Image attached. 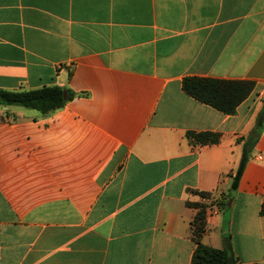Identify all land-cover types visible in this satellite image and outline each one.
<instances>
[{
	"label": "crops",
	"instance_id": "obj_1",
	"mask_svg": "<svg viewBox=\"0 0 264 264\" xmlns=\"http://www.w3.org/2000/svg\"><path fill=\"white\" fill-rule=\"evenodd\" d=\"M187 77L255 88L226 115ZM44 86L76 96L0 106V264H191V190L201 243L264 264V0H0V90Z\"/></svg>",
	"mask_w": 264,
	"mask_h": 264
},
{
	"label": "trees",
	"instance_id": "obj_2",
	"mask_svg": "<svg viewBox=\"0 0 264 264\" xmlns=\"http://www.w3.org/2000/svg\"><path fill=\"white\" fill-rule=\"evenodd\" d=\"M254 88L255 83L246 80L187 77L183 81V90L186 94L226 115L235 114L237 108L251 95ZM75 96L76 94L71 90L60 86H44L29 91L0 90V106H19L47 115L63 108ZM254 134L258 133L253 131L252 136L243 147L241 163L233 177L231 190L237 189L254 147L255 142L252 140ZM187 138L192 145L209 146L218 144L221 135L213 132H189ZM189 192L203 200L202 202H187L189 207L197 210L191 223L192 238L197 244L191 264H238L229 238H225L224 249H216L201 243L206 232L208 208L213 204L206 202V200L212 199V193L195 190ZM216 204L219 207L225 206L223 200L217 201ZM262 212L264 214V208Z\"/></svg>",
	"mask_w": 264,
	"mask_h": 264
},
{
	"label": "rangeland",
	"instance_id": "obj_3",
	"mask_svg": "<svg viewBox=\"0 0 264 264\" xmlns=\"http://www.w3.org/2000/svg\"><path fill=\"white\" fill-rule=\"evenodd\" d=\"M203 200L202 199H200V201L199 202H202ZM206 202H209L208 200H206Z\"/></svg>",
	"mask_w": 264,
	"mask_h": 264
},
{
	"label": "built area",
	"instance_id": "obj_4",
	"mask_svg": "<svg viewBox=\"0 0 264 264\" xmlns=\"http://www.w3.org/2000/svg\"><path fill=\"white\" fill-rule=\"evenodd\" d=\"M259 159H262V157H259Z\"/></svg>",
	"mask_w": 264,
	"mask_h": 264
}]
</instances>
